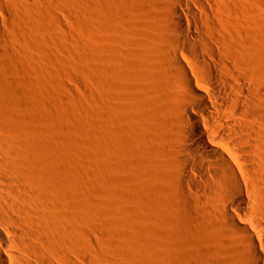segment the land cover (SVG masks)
Segmentation results:
<instances>
[{
  "label": "bare ground",
  "instance_id": "obj_1",
  "mask_svg": "<svg viewBox=\"0 0 264 264\" xmlns=\"http://www.w3.org/2000/svg\"><path fill=\"white\" fill-rule=\"evenodd\" d=\"M18 2L0 0V264H107L89 227L103 204L91 206L92 198L59 177L55 140L45 165L28 157L32 136L43 130L30 127L27 75L2 14L16 12ZM122 2L130 22L116 46L94 55L108 66L103 97L117 114L113 155L125 166L112 179L107 213H123L126 180L159 175L170 184L173 221L159 223L155 264H264V33L218 16L226 9L252 15L241 0ZM40 20L35 30L42 32Z\"/></svg>",
  "mask_w": 264,
  "mask_h": 264
},
{
  "label": "rangeland",
  "instance_id": "obj_2",
  "mask_svg": "<svg viewBox=\"0 0 264 264\" xmlns=\"http://www.w3.org/2000/svg\"><path fill=\"white\" fill-rule=\"evenodd\" d=\"M101 1L21 0L18 2L21 3L18 8H21L13 15L9 8L2 9L3 27L17 35L9 42L19 57L18 67L27 75L25 100L31 117L30 127L43 130V133L32 136L34 145L31 144L27 154L41 166L45 165L53 153L50 140H55L63 156L64 170L59 172V177L73 181L78 194L83 198L87 195L86 200L92 198L88 201L95 202L91 201L90 205L97 201L104 205L98 206L97 202L98 210L89 220L93 247L98 250L97 254L94 253L96 248L93 249L96 256L105 259L107 264H155L159 257L156 237L159 223L169 225L173 221L168 208L172 196L167 179L141 173L134 181L126 180L123 213L110 216L105 207L109 190L116 191L112 179L125 166L113 155L118 148V143L111 140L119 133L117 114L110 111V103H106L103 97L106 89L104 70L108 66L100 61L95 63L94 55L104 56V49L109 44L116 46L120 28L130 20L122 0ZM241 1L250 8L252 15L226 9L220 10L218 16L231 18L236 25L243 27L255 25L264 33V22L260 20L264 19V0ZM159 2L162 4L165 0ZM36 12L42 16L37 20L45 21V31L35 30L40 24L36 20L40 17H34ZM11 19L15 21L14 25H10ZM184 22L193 26L187 15ZM109 35L111 42L108 41ZM259 46L264 56V39L259 41ZM260 67L264 69V63ZM114 80L120 82L116 77ZM12 99L18 101L15 97ZM38 111L42 117L33 121L32 117ZM8 112L16 114L17 110L10 107ZM49 127L53 128L51 132L47 131ZM71 219L65 221L77 226ZM104 242L108 243L107 248H103Z\"/></svg>",
  "mask_w": 264,
  "mask_h": 264
}]
</instances>
